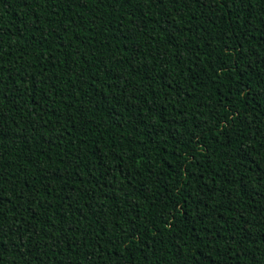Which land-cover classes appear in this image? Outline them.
<instances>
[{
    "label": "trees",
    "instance_id": "trees-1",
    "mask_svg": "<svg viewBox=\"0 0 264 264\" xmlns=\"http://www.w3.org/2000/svg\"><path fill=\"white\" fill-rule=\"evenodd\" d=\"M0 264H264V0H0Z\"/></svg>",
    "mask_w": 264,
    "mask_h": 264
}]
</instances>
